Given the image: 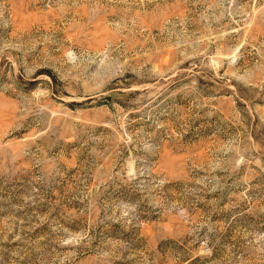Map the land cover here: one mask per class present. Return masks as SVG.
Masks as SVG:
<instances>
[{"label":"rangeland","instance_id":"374dc122","mask_svg":"<svg viewBox=\"0 0 264 264\" xmlns=\"http://www.w3.org/2000/svg\"><path fill=\"white\" fill-rule=\"evenodd\" d=\"M0 264H264V0H0Z\"/></svg>","mask_w":264,"mask_h":264}]
</instances>
